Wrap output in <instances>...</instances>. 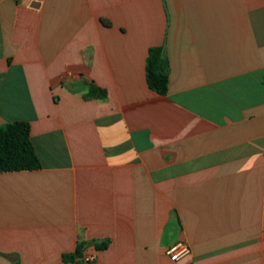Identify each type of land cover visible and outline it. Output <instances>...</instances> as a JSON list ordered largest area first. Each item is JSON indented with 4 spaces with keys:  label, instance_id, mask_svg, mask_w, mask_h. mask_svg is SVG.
Segmentation results:
<instances>
[{
    "label": "crops",
    "instance_id": "1",
    "mask_svg": "<svg viewBox=\"0 0 264 264\" xmlns=\"http://www.w3.org/2000/svg\"><path fill=\"white\" fill-rule=\"evenodd\" d=\"M16 121L41 167L0 172V264H264V0H0Z\"/></svg>",
    "mask_w": 264,
    "mask_h": 264
},
{
    "label": "trees",
    "instance_id": "2",
    "mask_svg": "<svg viewBox=\"0 0 264 264\" xmlns=\"http://www.w3.org/2000/svg\"><path fill=\"white\" fill-rule=\"evenodd\" d=\"M148 87L158 95H166L168 89V61L161 47L148 50L145 65ZM106 92L89 84L86 98L104 99ZM41 167L30 140V125L16 121L0 126V172L32 171ZM85 244L79 243L73 255H64L65 262L81 258ZM97 250L106 248V243L95 244ZM14 264H18L17 262Z\"/></svg>",
    "mask_w": 264,
    "mask_h": 264
},
{
    "label": "built area",
    "instance_id": "3",
    "mask_svg": "<svg viewBox=\"0 0 264 264\" xmlns=\"http://www.w3.org/2000/svg\"><path fill=\"white\" fill-rule=\"evenodd\" d=\"M16 1L22 3L26 0H16ZM165 254L171 261H179L180 259L187 257L190 254V246L183 241H178L171 244L166 249Z\"/></svg>",
    "mask_w": 264,
    "mask_h": 264
}]
</instances>
